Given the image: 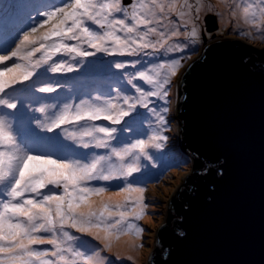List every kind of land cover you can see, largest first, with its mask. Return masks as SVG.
Listing matches in <instances>:
<instances>
[{"label": "snow or ice", "instance_id": "6c2138e0", "mask_svg": "<svg viewBox=\"0 0 264 264\" xmlns=\"http://www.w3.org/2000/svg\"><path fill=\"white\" fill-rule=\"evenodd\" d=\"M201 8V0H60L0 40V264H111L102 253L122 237L140 246L144 161L169 139L168 108L156 101L181 65L144 57L182 51L179 38L198 36ZM230 11L264 31V0H233ZM97 54L113 58L103 88L55 95L57 75Z\"/></svg>", "mask_w": 264, "mask_h": 264}, {"label": "water", "instance_id": "95a60500", "mask_svg": "<svg viewBox=\"0 0 264 264\" xmlns=\"http://www.w3.org/2000/svg\"><path fill=\"white\" fill-rule=\"evenodd\" d=\"M217 30L205 17V33ZM205 33L176 109L177 146L204 167L168 202L149 264H264V48Z\"/></svg>", "mask_w": 264, "mask_h": 264}, {"label": "rangeland", "instance_id": "374dc122", "mask_svg": "<svg viewBox=\"0 0 264 264\" xmlns=\"http://www.w3.org/2000/svg\"><path fill=\"white\" fill-rule=\"evenodd\" d=\"M28 2L31 3V8L29 5H21L22 3H26V0H0V27L6 25V27L4 26V28L0 30V40L7 39L10 34L14 35L17 30L23 28L25 24L30 23L29 16L34 18L35 10L60 4V0H28ZM124 2L127 3V0H124ZM201 4L200 16L196 23L198 30V36L196 38H179L178 42L183 46L182 51L162 52L156 57H144L145 60H151L153 62H170L172 59H179L181 65L177 70L176 76L171 77V82L168 86L169 95L166 100L156 101L157 106L168 108V112L166 113L168 131L165 134L169 139L164 149L160 151L153 150V155L155 157L153 161H144L147 168L145 170L146 174L141 177L140 186L146 187L145 196L148 208L146 209V214L143 219L134 221L144 229L141 237L134 241L135 244L140 246L135 248L126 246L127 252L119 253L115 248L116 245L120 243V241H123V239H128V237H122L121 240L113 246L111 251L102 253L105 257L109 258L111 264H149V258L155 248L157 232L166 219L168 202L171 197L176 194L179 187L183 184L184 179L193 169L192 159L179 150L176 142L178 133V121L176 119L178 100L177 83L185 67L199 56L204 48L205 43H203L202 32H205V17L208 15L214 16L218 24V30L214 33L215 35L206 33V43L224 38H238L245 40L246 43L254 49L264 48V31H260L246 24L239 14L233 16L230 11L233 0H226L225 6L219 0H201ZM25 7H27L26 13L13 20L17 11L19 9L24 10ZM222 15L225 19L222 18ZM6 30H8V32H6ZM111 59L113 58L104 56L103 54H97L95 58H89L84 64L78 65L76 72L57 75L55 79L60 80L62 89H58V93L55 95L60 98L68 96L70 99H75L77 94H81L93 88H103V86L108 83V72L104 62ZM128 59L133 58L129 57ZM93 94L96 93L93 92ZM141 111L144 110L141 109ZM148 123L149 121L144 122L145 128L148 127ZM33 127H35L34 122ZM41 135L45 134L41 133ZM46 135L52 134L48 133ZM65 143L71 144V141H65ZM40 150L46 149L42 148ZM79 151L83 150L80 149ZM178 152H180L182 156ZM183 156H186V158H183ZM136 175L139 176L140 174ZM113 183L115 184L117 182ZM76 235L80 234L76 233ZM82 239L90 241L93 246L99 245V247H103L98 241L92 240L91 237H82ZM117 256H119V258H117Z\"/></svg>", "mask_w": 264, "mask_h": 264}, {"label": "trees", "instance_id": "16d2710c", "mask_svg": "<svg viewBox=\"0 0 264 264\" xmlns=\"http://www.w3.org/2000/svg\"><path fill=\"white\" fill-rule=\"evenodd\" d=\"M21 5H23V6H30V8L32 7V5H31V3H29L28 2V0H26V3H22ZM22 8V7H21ZM26 8L27 7H25V9L23 10V9H19L18 11H17V13H16V15H15V18H13V20L14 19H16V17H21L22 15H24L25 13H26ZM3 38V37H2ZM259 57V59L261 60V61H263L264 62V54H262V55H259L258 56ZM181 156H182V154L180 153V152H178ZM184 155V154H183ZM186 158V156H183V158ZM182 158V159H183ZM185 160V159H184ZM192 163H193V167L196 169V170H200V169H202L203 167H204V163L203 162H201L200 160H196V161H192Z\"/></svg>", "mask_w": 264, "mask_h": 264}, {"label": "bare ground", "instance_id": "6f19581e", "mask_svg": "<svg viewBox=\"0 0 264 264\" xmlns=\"http://www.w3.org/2000/svg\"><path fill=\"white\" fill-rule=\"evenodd\" d=\"M222 4H224V6L226 5V0H219ZM222 18L225 19V17L222 15ZM6 27V25H4ZM4 26L0 27V30L4 28ZM6 32H8V30H6ZM128 239H123V241H120V243H118L116 245V249L119 251V253H125L127 252L126 246H129L127 243Z\"/></svg>", "mask_w": 264, "mask_h": 264}, {"label": "flooded vegetation", "instance_id": "af4514ba", "mask_svg": "<svg viewBox=\"0 0 264 264\" xmlns=\"http://www.w3.org/2000/svg\"><path fill=\"white\" fill-rule=\"evenodd\" d=\"M205 33V32H204ZM212 35V34H211ZM213 35H215V34H213ZM221 38H223V37H221ZM205 39H206V33H205Z\"/></svg>", "mask_w": 264, "mask_h": 264}]
</instances>
